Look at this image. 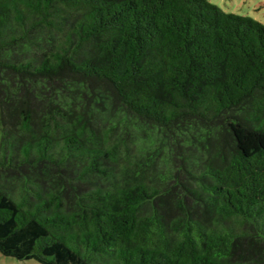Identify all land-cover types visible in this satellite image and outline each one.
<instances>
[{
	"label": "trees",
	"instance_id": "trees-1",
	"mask_svg": "<svg viewBox=\"0 0 264 264\" xmlns=\"http://www.w3.org/2000/svg\"><path fill=\"white\" fill-rule=\"evenodd\" d=\"M0 253L264 264V23L210 0H0Z\"/></svg>",
	"mask_w": 264,
	"mask_h": 264
},
{
	"label": "rangeland",
	"instance_id": "rangeland-1",
	"mask_svg": "<svg viewBox=\"0 0 264 264\" xmlns=\"http://www.w3.org/2000/svg\"><path fill=\"white\" fill-rule=\"evenodd\" d=\"M227 12L251 16L264 23V0H210ZM0 264H42L35 259L20 260L0 253Z\"/></svg>",
	"mask_w": 264,
	"mask_h": 264
}]
</instances>
